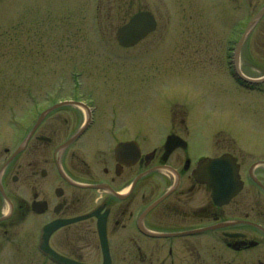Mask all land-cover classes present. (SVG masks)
Here are the masks:
<instances>
[{"label":"flooded vegetation","instance_id":"1","mask_svg":"<svg viewBox=\"0 0 264 264\" xmlns=\"http://www.w3.org/2000/svg\"><path fill=\"white\" fill-rule=\"evenodd\" d=\"M228 3L211 0L214 17ZM228 64L236 86L264 95L254 65ZM73 75L25 84V100L0 107V264H264L261 125L199 146L183 119L161 137L127 81L96 92L101 81Z\"/></svg>","mask_w":264,"mask_h":264},{"label":"rangeland","instance_id":"2","mask_svg":"<svg viewBox=\"0 0 264 264\" xmlns=\"http://www.w3.org/2000/svg\"><path fill=\"white\" fill-rule=\"evenodd\" d=\"M210 2L0 0V107L6 111L10 101L25 100L19 88L28 83L75 73L101 81L98 92L122 88L116 86L119 78L128 82L123 84L130 104H143L145 118L164 123L161 137L174 130L172 121L185 119L184 125L196 128L199 146L207 144L210 131L215 138L250 139L258 125L264 128V95L236 86L228 63H251L254 75L264 77V30L249 29L264 0L251 5L232 0V8L220 6L218 19ZM144 11L155 19L154 30L134 45L122 46L117 29ZM231 15L241 48L238 58L229 57L226 47ZM257 25L264 26V17ZM239 128L245 138H238Z\"/></svg>","mask_w":264,"mask_h":264},{"label":"water","instance_id":"3","mask_svg":"<svg viewBox=\"0 0 264 264\" xmlns=\"http://www.w3.org/2000/svg\"><path fill=\"white\" fill-rule=\"evenodd\" d=\"M263 12L264 8L256 16H262ZM155 26L156 21L148 11L135 13L127 21V23L117 29V41L124 47L134 45L137 41L143 39L146 35L151 33L154 30ZM223 159H226V157L222 156L219 159H211L210 161H205L207 162L205 163V166L207 168H211L212 166L216 165L220 168L224 162Z\"/></svg>","mask_w":264,"mask_h":264}]
</instances>
